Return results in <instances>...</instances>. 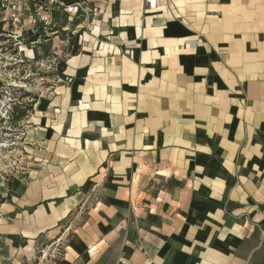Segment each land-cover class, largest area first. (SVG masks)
Here are the masks:
<instances>
[{
	"label": "crops",
	"instance_id": "obj_1",
	"mask_svg": "<svg viewBox=\"0 0 264 264\" xmlns=\"http://www.w3.org/2000/svg\"><path fill=\"white\" fill-rule=\"evenodd\" d=\"M109 17L39 102L5 251L264 264V0H111Z\"/></svg>",
	"mask_w": 264,
	"mask_h": 264
},
{
	"label": "rangeland",
	"instance_id": "obj_2",
	"mask_svg": "<svg viewBox=\"0 0 264 264\" xmlns=\"http://www.w3.org/2000/svg\"><path fill=\"white\" fill-rule=\"evenodd\" d=\"M73 2L27 0L26 6L22 0H0V224L14 202L9 199L11 181L27 180L34 168L36 147L42 146L39 102L60 79L59 64L110 21L111 0ZM88 209L89 204L84 211ZM4 245L0 241V264L8 259L14 264H49L47 260L63 255V246L51 251L45 242L15 256Z\"/></svg>",
	"mask_w": 264,
	"mask_h": 264
},
{
	"label": "built area",
	"instance_id": "obj_3",
	"mask_svg": "<svg viewBox=\"0 0 264 264\" xmlns=\"http://www.w3.org/2000/svg\"><path fill=\"white\" fill-rule=\"evenodd\" d=\"M22 5L27 6V0H22ZM156 8V0H143V12H151ZM17 21V19H15Z\"/></svg>",
	"mask_w": 264,
	"mask_h": 264
},
{
	"label": "trees",
	"instance_id": "obj_4",
	"mask_svg": "<svg viewBox=\"0 0 264 264\" xmlns=\"http://www.w3.org/2000/svg\"><path fill=\"white\" fill-rule=\"evenodd\" d=\"M64 2L67 4L74 3L73 0H64ZM32 41H36V40H32ZM76 47L77 48L72 50L71 55H75L78 53L79 48H78V46H76ZM64 67H65V64H59V68H58L59 74L63 72Z\"/></svg>",
	"mask_w": 264,
	"mask_h": 264
},
{
	"label": "bare ground",
	"instance_id": "obj_5",
	"mask_svg": "<svg viewBox=\"0 0 264 264\" xmlns=\"http://www.w3.org/2000/svg\"><path fill=\"white\" fill-rule=\"evenodd\" d=\"M4 186V184H0V188H2Z\"/></svg>",
	"mask_w": 264,
	"mask_h": 264
}]
</instances>
